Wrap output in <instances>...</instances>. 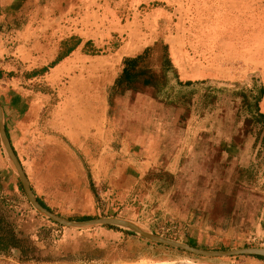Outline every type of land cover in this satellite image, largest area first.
Returning <instances> with one entry per match:
<instances>
[{
  "label": "rangeland",
  "instance_id": "rangeland-1",
  "mask_svg": "<svg viewBox=\"0 0 264 264\" xmlns=\"http://www.w3.org/2000/svg\"><path fill=\"white\" fill-rule=\"evenodd\" d=\"M40 37L84 46L56 78L20 83L19 92L0 88V99L30 185L52 212L119 216L203 249L264 248V120L251 97L256 81L264 86V0H0L4 55ZM147 47L140 67L154 85L111 98L123 59ZM166 51L183 80L207 81L191 100H180L172 70L163 77L172 69ZM56 140L72 148L80 171ZM0 168L5 212L42 255L72 253L71 264H264L252 255L204 257L106 226H59L32 205L1 137ZM89 251L98 260H87ZM19 255L0 256V264H35Z\"/></svg>",
  "mask_w": 264,
  "mask_h": 264
},
{
  "label": "trees",
  "instance_id": "trees-1",
  "mask_svg": "<svg viewBox=\"0 0 264 264\" xmlns=\"http://www.w3.org/2000/svg\"><path fill=\"white\" fill-rule=\"evenodd\" d=\"M80 43L77 40L72 46L67 50V52L60 54L58 59L55 62L60 61L64 58V56L68 55L70 52L74 50V48ZM150 47H147L142 53H139L135 56H127L123 59V68L121 74L115 78L113 84L110 89L112 91L111 98H113V93L116 94H125L129 90L137 91L140 89L142 85H154V79L152 76L147 77V70L141 68V62L146 59L149 54ZM54 62V63H55ZM168 68L172 69H164L163 77L166 78V72L168 70H172L176 78L178 79V84L184 89L179 91L180 100H191L197 92V86L206 84L205 79L198 80H183L180 77L177 67L174 65L168 51L165 53V63ZM254 89H252L251 97L256 107L257 115L264 120V112L261 111L260 103L262 101L264 95V86L261 83L254 84ZM254 99H257L254 102ZM3 171L0 169V256L3 255H11L14 250H18L20 255L17 257L21 263H35V264H43V263H65L71 264L74 260L77 259L76 255L72 253H67L64 255H42L41 251L36 247L34 242L30 240L28 237L22 236V233L18 230V227L15 222H13L10 217L6 214L5 210H9V203L6 200V195L3 194ZM40 203L50 209L44 201L39 198ZM97 217H80V218H69L72 220H87ZM55 222V221H54ZM57 223V222H56ZM61 226L59 223H57ZM108 229L121 230L126 232L127 234L136 236L137 233L131 230L120 229L117 226H106ZM149 243H154L152 241H147ZM187 243L194 247H198L197 243L193 240H188ZM161 244V243H155ZM264 262L263 256L252 255ZM84 257L90 262L98 260V255L95 252H87ZM91 264V263H90Z\"/></svg>",
  "mask_w": 264,
  "mask_h": 264
},
{
  "label": "crops",
  "instance_id": "crops-1",
  "mask_svg": "<svg viewBox=\"0 0 264 264\" xmlns=\"http://www.w3.org/2000/svg\"><path fill=\"white\" fill-rule=\"evenodd\" d=\"M75 39H76L75 37H69V38L61 37L59 41L51 43V39H45V37H40L38 40L34 42L32 48L27 49L26 41H25V42L18 44L19 46L17 48L15 47L12 53L8 55H4V53L1 52L2 50L0 46V88L4 90H7V89L17 90V92H19L18 90L19 89L21 90L23 88V87H19L20 83L28 82V81L29 82L39 81L42 78H45L50 75L56 78L58 75H60V73L65 72V69L69 68L68 67L69 60L76 53H81V49L84 46L83 39H80V43L74 48L72 52L64 56V58L61 59L60 61L55 62L58 59L60 54L67 52V50L72 46V44H74L77 40L79 41V38H77L76 41H73L72 43V40H75ZM0 44L2 45L3 43H0ZM11 47H14V46H11ZM7 57L9 58L10 62L9 64L3 65L2 60L5 61ZM16 58H19V59H16ZM28 59L30 60L34 59L36 62L35 65L21 66L22 65L21 62L25 64L26 60ZM16 63H18V65ZM13 64L16 65V67H14ZM0 102H1V99H0ZM261 102L262 103L264 102V95H263ZM260 106H261V103H260ZM261 111L264 112L262 108H261ZM4 124H5L8 137L11 141V144L16 154L19 157V152L13 142V137L11 134V131L13 130V128H10L11 127L10 120L8 121V119H6ZM14 129L16 128L14 127ZM85 143L86 142L79 143L78 147L79 148L85 147ZM54 144L60 147V151L66 153L69 156V158L73 161V168H75L74 171L75 170L80 171L79 159L78 157H76L77 155L75 153L73 155L72 148L68 144H66L64 141L56 140ZM64 166H67V164L65 163ZM0 169L2 170V168ZM2 183L4 186L3 181ZM34 194L38 198V200L39 198L42 200V198L36 195L35 192ZM50 210L52 209L50 208ZM82 217H85V216H82Z\"/></svg>",
  "mask_w": 264,
  "mask_h": 264
},
{
  "label": "water",
  "instance_id": "water-1",
  "mask_svg": "<svg viewBox=\"0 0 264 264\" xmlns=\"http://www.w3.org/2000/svg\"><path fill=\"white\" fill-rule=\"evenodd\" d=\"M0 137L2 140L5 154L9 162L11 163L12 167L20 177V180L26 190V193L32 205L42 215L52 219L53 221L59 223L62 226L75 228V229H91L98 226H108V225L117 226L120 228H125L127 230L134 231L135 233L146 238L149 241L165 244L204 257L223 258V257H231L238 255H258L264 257V248L262 247H246V248L225 249V250L203 249L199 247H194L187 242H182L176 239L158 235L154 233L152 230L146 228L144 225L136 221L119 216H102L87 220H72L69 218L62 217L58 214H55L50 209L44 207L34 194L28 176L23 168V165L18 155L16 154L11 144V141L8 137L4 124V110L1 102H0Z\"/></svg>",
  "mask_w": 264,
  "mask_h": 264
},
{
  "label": "bare ground",
  "instance_id": "bare-ground-1",
  "mask_svg": "<svg viewBox=\"0 0 264 264\" xmlns=\"http://www.w3.org/2000/svg\"><path fill=\"white\" fill-rule=\"evenodd\" d=\"M38 2V1H37ZM94 3V2H93ZM54 10V9H53ZM93 11V10H92ZM94 17V16H93ZM217 54V53H216ZM228 54V53H227ZM228 56V55H227ZM230 62V61H229ZM96 79V78H95ZM170 79V78H169ZM172 79V78H171ZM84 81V80H83ZM96 81V80H95ZM85 83V82H84ZM95 87V86H94ZM96 87L94 88V92L96 91ZM94 92H93V94H91L92 96H94ZM79 93V92H78ZM83 96V95H82ZM91 98V97H90ZM82 99V98H81ZM86 99V98H85ZM83 101V100H82ZM105 101V100H104ZM79 109H81L80 107H79ZM82 111V110H81ZM78 112H79V110H78ZM82 116V115H81ZM85 116V115H84ZM83 118V117H82Z\"/></svg>",
  "mask_w": 264,
  "mask_h": 264
}]
</instances>
